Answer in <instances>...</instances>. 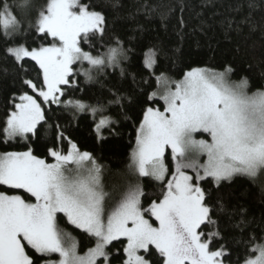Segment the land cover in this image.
Here are the masks:
<instances>
[{
  "label": "snow or ice",
  "instance_id": "6c2138e0",
  "mask_svg": "<svg viewBox=\"0 0 264 264\" xmlns=\"http://www.w3.org/2000/svg\"><path fill=\"white\" fill-rule=\"evenodd\" d=\"M31 0H0V35L13 36L25 24L51 37L48 45L29 48L16 43L6 49L23 69V61H34L40 70L39 85L25 79L33 94L22 92L13 99V109L0 124L4 143L35 136L37 126L47 123L43 105H63L79 112L90 111L96 131L111 124L105 105H89L80 99H64L65 86L77 71L92 79V70L115 66L126 53L116 41L104 53L94 55L82 47L97 33L105 32V16L81 0H47L27 19ZM87 62L89 68L74 69ZM155 64V54H145V67ZM231 67L221 72L192 68L180 81L163 76L164 108L148 107L136 130L129 167L140 177H151L161 185L160 193L146 196L139 184H129L114 207L101 182V166L88 152L68 141L67 149L52 147L48 163L27 151L0 152V185L23 190L34 198L0 191V264H112L109 246L123 239L121 264H225L231 254L226 245H211L223 239L212 218L211 194L200 184L211 178L217 187L236 175L255 177L264 170V90L249 91L247 78L230 82ZM174 83V88H173ZM157 95L153 92L148 99ZM18 100L19 102H16ZM119 96L109 101L119 104ZM50 127H52L50 125ZM57 140L65 139L60 125ZM207 138L197 139V135ZM170 149L173 168L165 162ZM206 157L203 163L201 157ZM71 166V167H70ZM192 169L195 177L185 170ZM62 213L67 223L93 241L83 254L79 242L57 223ZM213 231L205 232V228ZM250 239H255L254 237ZM242 264H264V243L248 248ZM57 261L45 259L51 254ZM239 264V261H238Z\"/></svg>",
  "mask_w": 264,
  "mask_h": 264
},
{
  "label": "trees",
  "instance_id": "16d2710c",
  "mask_svg": "<svg viewBox=\"0 0 264 264\" xmlns=\"http://www.w3.org/2000/svg\"><path fill=\"white\" fill-rule=\"evenodd\" d=\"M9 3L12 0H8ZM47 0H31L27 19L46 5ZM91 10L105 16V32L97 33L87 43L86 51L94 55L104 53L120 42L126 55L115 66L99 71L92 70V79L77 72L71 80L73 86H65L64 99H80L89 105H105L104 115L111 124L104 128L102 137L96 131V118L88 111L79 112L63 105H43L47 123L37 126L35 136L28 140L17 138L4 143L0 138V152L27 151L52 162L48 154L52 147L67 149L68 141L76 143L79 150L90 153L102 169V182L110 194L111 207L125 190V183H139L146 196L144 206L155 198L161 189L151 177H140L129 167L130 154L135 146L136 130L146 108L163 110L160 98L148 97L155 92L157 76L164 75L173 81L181 80L192 68H207L216 72L226 67L233 70L229 79L238 82L247 78L249 91L264 90V0H81ZM46 37L29 28L13 36L0 35V124L13 109V99L22 92L33 94L23 81L31 79L38 85L41 77L38 65L30 59L23 61V69L6 54V49L16 43L29 48L48 45ZM151 49L155 54L154 69L145 67V54ZM77 66V65H76ZM119 96V104L109 101ZM16 102H19L16 100ZM56 124L60 125L65 139L57 140ZM50 125L52 127H50ZM166 163L172 169L170 153ZM127 186V185H126ZM211 194L208 201L213 206L212 218L218 222L223 239L211 247L226 245L231 254L225 264H241L248 248L264 243V170L258 176L237 175L230 181H222L217 187L211 178L201 182ZM0 191L32 198L23 190H12L0 185ZM57 223L79 242L78 250L84 253L93 246L87 234L67 223L62 213ZM209 227L205 232L213 231ZM254 237L255 239H250ZM123 239L109 246L112 264H121ZM54 258L53 256L45 259Z\"/></svg>",
  "mask_w": 264,
  "mask_h": 264
},
{
  "label": "rangeland",
  "instance_id": "374dc122",
  "mask_svg": "<svg viewBox=\"0 0 264 264\" xmlns=\"http://www.w3.org/2000/svg\"><path fill=\"white\" fill-rule=\"evenodd\" d=\"M46 46V45H45ZM77 65V66H76ZM74 69H77V70H80L81 68H89V65L87 64V62H84L83 63V65H81L80 63H77V64H75L74 66ZM154 67V66H153ZM151 68V70L152 69H154V68ZM199 68H201V67H199ZM207 69V68H206ZM77 72H79V73H81L82 74V72H80V71H77ZM76 72V73H77ZM160 76H163L164 78H166V80L167 81H170V82H175V81H173V80H171V79H169L167 76H164V75H160ZM160 76H157V77H160ZM183 79V78H182ZM181 79V80H182ZM228 79H229V77H228ZM177 81H180V80H177ZM229 81L230 82H232L230 79H229ZM233 82H235V81H233ZM173 88H174V83H173ZM165 91V88H164V84H163V82L160 84V85H158L157 86V88H156V90H155V92L157 93V95L155 96V97H153V99L154 98H160L161 97V95L163 94V92ZM161 99V98H160ZM161 101H163L162 99H161ZM163 103H164V101H163ZM161 111H163V110H161ZM88 112H90V111H88ZM91 113V112H90ZM93 116V115H92ZM97 118V120L99 119V115H97L96 116ZM111 120V119H110ZM109 126V125H108ZM107 126V127H108ZM106 128V127H105ZM103 130H104V128L101 130V132L100 133H98V135H99V137H102V135H103ZM196 138L197 139H201V138H207V136H206V134L205 135H203V136H201V135H197L196 136ZM81 151V150H80ZM81 152H83V151H81ZM168 153H170V156H171V151H170V149H168V150H166V152H165V156L168 154ZM206 159V157H201L200 158V162L201 163H203V161ZM54 162V160L52 161V162H48V163H53ZM165 162H166V157H165ZM167 164V163H166ZM71 167V166H70ZM172 168H173V161H172ZM133 170V169H132ZM189 175H192V176H194L195 177V172L192 170V169H186L185 170ZM133 173L134 174H136V175H138L137 173H135L134 172V170H133ZM258 174H259V172L257 173V175L256 176H258ZM239 175V174H238ZM237 176V175H236ZM244 176H247V175H244ZM255 176V177H256ZM235 177V176H234ZM249 177V176H248ZM203 181V180H202ZM201 181V182H202ZM101 182H102V172H101ZM201 182H200V184H201ZM102 184H103V182H102ZM130 183L129 182H126L125 183V190L124 191H126L127 190V187H128V185H129ZM134 184V183H133ZM127 185V186H126ZM103 186H104V184H103ZM104 190H105V187H104ZM29 195V194H28ZM30 196V195H29ZM29 202H35V200H34V198H32V200L31 201H29ZM108 202V201H107ZM118 202V201H117ZM116 202V203H117ZM115 203V204H116ZM108 205V204H107ZM115 205H113V206H111V207H114ZM110 208V207H109ZM77 240V239H76ZM78 252H79V250H78ZM80 253V252H79ZM80 254H82V253H80ZM51 256H53L54 258H51V260H53V261H57L58 259H59V256H58V254H56V253H53V254H51ZM242 264V263H241Z\"/></svg>",
  "mask_w": 264,
  "mask_h": 264
}]
</instances>
